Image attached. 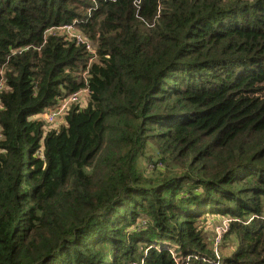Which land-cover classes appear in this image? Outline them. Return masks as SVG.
Instances as JSON below:
<instances>
[{
  "label": "trees",
  "instance_id": "trees-1",
  "mask_svg": "<svg viewBox=\"0 0 264 264\" xmlns=\"http://www.w3.org/2000/svg\"><path fill=\"white\" fill-rule=\"evenodd\" d=\"M2 83L0 264H264V0H0Z\"/></svg>",
  "mask_w": 264,
  "mask_h": 264
},
{
  "label": "rangeland",
  "instance_id": "rangeland-1",
  "mask_svg": "<svg viewBox=\"0 0 264 264\" xmlns=\"http://www.w3.org/2000/svg\"><path fill=\"white\" fill-rule=\"evenodd\" d=\"M59 31H62L60 32L59 34L60 35H64V36H69V37H74L76 33H78V29H75V27L73 26H70V25H67V26H63L62 28L58 29ZM94 47L96 48V44L94 45ZM77 101L73 100L71 102H69L67 104V106L70 104H74V103H78L80 104L82 107L86 106L87 103H88V95L86 94H81L80 96H76L75 97ZM69 105V107H70ZM63 110L64 109H61L59 111V115L55 118L54 121H48L46 119V114L48 111H46L44 113V115H38L36 116L35 118H38L40 117V119L45 122V127L46 129H54L62 124H64V113H63ZM153 150V149H152ZM151 154L154 155L153 159L156 160L158 159V156H157V153L153 150L151 152ZM229 218V217H228ZM142 219L143 218H139L138 219V223H141L142 222ZM210 222H212L210 225H207V227H205V232H204V242L206 244H208V246H212V249L214 250L215 254L218 253V251L220 250V242H218V237H217V231L220 227H227L226 231L222 234V236L224 234H226L229 230V227H228V219L226 216H220V217H215V218H210L209 219ZM230 248H234V245L233 243L231 244ZM181 259V258H178V260ZM182 260V259H181Z\"/></svg>",
  "mask_w": 264,
  "mask_h": 264
},
{
  "label": "built area",
  "instance_id": "built-area-1",
  "mask_svg": "<svg viewBox=\"0 0 264 264\" xmlns=\"http://www.w3.org/2000/svg\"><path fill=\"white\" fill-rule=\"evenodd\" d=\"M76 39L78 42H85L87 43V50L90 52V53H95V48L93 47V45L90 43V41L83 35L81 34H78L76 35ZM3 88V83L0 85V89ZM86 94L89 96V91L87 89H82L70 96H68L67 98H65L64 100H62V102L59 104V105H56L54 108H51L47 114H46V119L48 121H54L55 118L59 115V111L61 109H64L63 110V113L68 109L69 105L67 106V104L73 100L77 101L76 100V96H80L81 94ZM227 227H220L217 231V237H218V242L221 241L222 239V234L226 231Z\"/></svg>",
  "mask_w": 264,
  "mask_h": 264
}]
</instances>
